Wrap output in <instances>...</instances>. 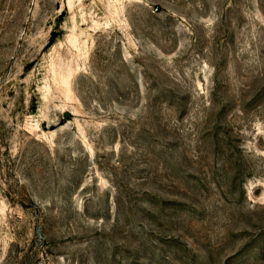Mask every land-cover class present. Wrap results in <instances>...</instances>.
Instances as JSON below:
<instances>
[{"label":"rangeland","instance_id":"obj_1","mask_svg":"<svg viewBox=\"0 0 264 264\" xmlns=\"http://www.w3.org/2000/svg\"><path fill=\"white\" fill-rule=\"evenodd\" d=\"M0 264H264V0H0Z\"/></svg>","mask_w":264,"mask_h":264}]
</instances>
